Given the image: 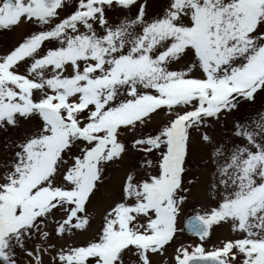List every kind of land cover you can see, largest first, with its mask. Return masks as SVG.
Returning a JSON list of instances; mask_svg holds the SVG:
<instances>
[{
    "label": "snow or ice",
    "instance_id": "1",
    "mask_svg": "<svg viewBox=\"0 0 264 264\" xmlns=\"http://www.w3.org/2000/svg\"><path fill=\"white\" fill-rule=\"evenodd\" d=\"M0 264H264V0H0Z\"/></svg>",
    "mask_w": 264,
    "mask_h": 264
}]
</instances>
